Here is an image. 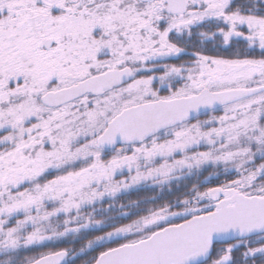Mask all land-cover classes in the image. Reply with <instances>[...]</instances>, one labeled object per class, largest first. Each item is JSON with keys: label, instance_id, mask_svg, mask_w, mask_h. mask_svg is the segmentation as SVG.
I'll use <instances>...</instances> for the list:
<instances>
[{"label": "snow or ice", "instance_id": "obj_1", "mask_svg": "<svg viewBox=\"0 0 264 264\" xmlns=\"http://www.w3.org/2000/svg\"><path fill=\"white\" fill-rule=\"evenodd\" d=\"M0 264H264V0H0Z\"/></svg>", "mask_w": 264, "mask_h": 264}]
</instances>
